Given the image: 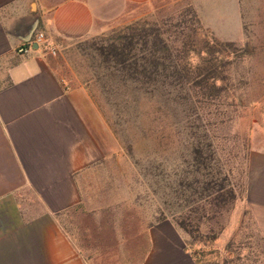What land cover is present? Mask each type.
I'll return each instance as SVG.
<instances>
[{"label":"crops","instance_id":"obj_1","mask_svg":"<svg viewBox=\"0 0 264 264\" xmlns=\"http://www.w3.org/2000/svg\"><path fill=\"white\" fill-rule=\"evenodd\" d=\"M152 1L0 0V264H219L191 257L171 221L144 224L140 208L117 213L126 201L136 206L119 187L130 185L133 167H119L121 147L87 87L49 52ZM35 18L45 48L16 53ZM254 184L248 207L264 241V180ZM75 213L93 221L68 232L63 220Z\"/></svg>","mask_w":264,"mask_h":264},{"label":"rangeland","instance_id":"obj_2","mask_svg":"<svg viewBox=\"0 0 264 264\" xmlns=\"http://www.w3.org/2000/svg\"><path fill=\"white\" fill-rule=\"evenodd\" d=\"M37 1L54 5L58 0ZM189 8L209 37L233 43L238 53L228 67L225 97L217 102L225 116L219 117L209 133L217 162L230 170L237 199L221 219L224 229L218 240L205 245L195 243L194 247L204 250L203 262L264 264V241L248 207V192L251 188L259 192L254 183L264 180V0H153L129 7L127 15L106 32L76 41L51 56L64 75L71 76L76 85L87 87L111 128L113 144L121 147L119 167H133L130 185L119 187L123 194L136 196V206L133 200L126 201L115 208L117 213L125 216L130 214L127 210L140 208L144 224L154 222L160 213L168 215L177 208L164 203L174 201L166 187H174L175 178L186 169V164L181 163L186 155L184 135L177 136L176 131V123L184 120L182 108L159 96H127L113 93L114 89L103 93L110 71L101 63L98 52L113 34L134 22L156 23L162 28L179 23V16L187 14ZM183 18L189 20L188 15ZM226 57L232 59L231 55ZM130 145L132 156L127 150ZM112 193L116 194L114 186ZM137 212L135 221L142 219ZM166 220L170 221L169 217ZM91 221L75 213L65 217L63 226L72 232L79 224Z\"/></svg>","mask_w":264,"mask_h":264},{"label":"trees","instance_id":"obj_3","mask_svg":"<svg viewBox=\"0 0 264 264\" xmlns=\"http://www.w3.org/2000/svg\"><path fill=\"white\" fill-rule=\"evenodd\" d=\"M187 15L189 20H184ZM179 18V23H165L162 28L134 22L113 34L98 56L110 71L103 93L114 89L113 93L127 96H159L182 108L184 120L176 123V131L177 136L184 135L186 155L181 163L186 169L175 178L174 187H166L174 201L164 204L177 207L176 211L160 213L156 221L169 217L187 236L185 250L203 262L205 252L194 244L218 239L224 229L221 219L237 199L230 170L217 162L209 133L225 116L217 102L225 97L228 67L238 53L233 43L209 37L191 8ZM132 148H127L130 156Z\"/></svg>","mask_w":264,"mask_h":264},{"label":"built area","instance_id":"obj_4","mask_svg":"<svg viewBox=\"0 0 264 264\" xmlns=\"http://www.w3.org/2000/svg\"><path fill=\"white\" fill-rule=\"evenodd\" d=\"M33 44H35L39 48H45L46 44V38L43 32H36L30 42L27 44L26 47H20L17 49L16 53L18 54H26L29 50L33 48ZM50 54L55 55L56 49L50 48L49 49Z\"/></svg>","mask_w":264,"mask_h":264},{"label":"water","instance_id":"obj_5","mask_svg":"<svg viewBox=\"0 0 264 264\" xmlns=\"http://www.w3.org/2000/svg\"><path fill=\"white\" fill-rule=\"evenodd\" d=\"M32 8H34L33 5H32ZM37 23H38V18H35L33 23H32V25H31V27H30L29 33H28V35L26 37V41L27 42H30L31 37H32L33 33L35 32V30L37 28ZM33 47L36 48L37 46L35 44H33Z\"/></svg>","mask_w":264,"mask_h":264}]
</instances>
